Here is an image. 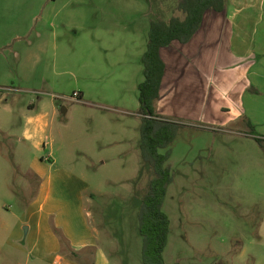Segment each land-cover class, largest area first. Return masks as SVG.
<instances>
[{"label": "rangeland", "instance_id": "rangeland-1", "mask_svg": "<svg viewBox=\"0 0 264 264\" xmlns=\"http://www.w3.org/2000/svg\"><path fill=\"white\" fill-rule=\"evenodd\" d=\"M176 1L0 0V88L14 89L25 109L40 97L53 100L59 120L83 131L91 127L87 118L93 106L118 111L108 118L116 129L124 128L127 149L128 139L131 145L141 141L145 12H169ZM28 29L24 40L14 37ZM32 33L45 36L50 45L33 74L25 70L26 78L14 51ZM75 93L88 105L72 101ZM179 123L176 139L163 151H172L167 166L174 178L164 205L171 220L166 264H264V148L257 142L264 138L253 137L247 124ZM15 132L18 136L20 129ZM82 137L81 149L86 146ZM17 140L0 144V203L20 216L37 190L36 179L24 176L34 156L47 157L49 149L28 151ZM144 163L133 151L108 165L83 162L93 166V190L115 194L95 195L87 202L89 221L113 264H144L143 238L131 214H137L133 199L143 198L155 177ZM88 257L78 260L90 264Z\"/></svg>", "mask_w": 264, "mask_h": 264}, {"label": "crops", "instance_id": "crops-1", "mask_svg": "<svg viewBox=\"0 0 264 264\" xmlns=\"http://www.w3.org/2000/svg\"><path fill=\"white\" fill-rule=\"evenodd\" d=\"M178 2L166 13L165 6L161 12H145L147 44L152 22L169 21ZM28 31L20 30L14 37L24 40ZM45 41V36L32 33L31 40L16 46L15 63L26 78V71L32 75L40 65L42 53L50 45ZM161 57L166 69L155 105L157 115L175 122L247 124L253 137L264 138V0H229L225 12L207 11L193 38L187 43L174 41L161 50ZM15 93L0 88V144L17 137V145L24 149L42 154L49 149V154L35 155L31 171L24 176L37 181L35 198L22 205L24 212L15 215L12 206L0 203V264H85L78 259L88 255L90 264H113L89 221L87 202L95 195L115 194L100 188L94 191L89 180L93 166L83 162L108 165L121 161L130 151L143 161L141 141L131 145L128 139L127 149L124 147V128L116 129L108 118L110 112H120L108 107L93 106L87 119L94 128L83 131L59 120L53 100L40 97L25 109ZM80 97L77 103L88 105L82 94ZM69 111L63 108L64 114ZM82 135L86 146L81 149ZM15 168L18 171L19 166ZM142 199H133L135 221ZM57 231L67 238L76 257L63 253Z\"/></svg>", "mask_w": 264, "mask_h": 264}, {"label": "trees", "instance_id": "trees-1", "mask_svg": "<svg viewBox=\"0 0 264 264\" xmlns=\"http://www.w3.org/2000/svg\"><path fill=\"white\" fill-rule=\"evenodd\" d=\"M229 0H179L175 15L169 21H154L149 33V44L143 58L145 81L139 86V101L144 118L141 126V153L143 161L154 171L149 190L141 201L138 214L139 234L143 238L142 258L144 264H166L164 253L169 244L171 220L164 211L168 190L174 181L167 162L172 151L167 150L183 126L155 111L161 95L166 65L161 50L174 41L189 42L201 28L207 11L223 13ZM151 114V118H149ZM264 148V140L257 139ZM63 253L76 257L67 238L59 231Z\"/></svg>", "mask_w": 264, "mask_h": 264}, {"label": "built area", "instance_id": "built-area-1", "mask_svg": "<svg viewBox=\"0 0 264 264\" xmlns=\"http://www.w3.org/2000/svg\"><path fill=\"white\" fill-rule=\"evenodd\" d=\"M74 102H81L80 93H75V95L71 98Z\"/></svg>", "mask_w": 264, "mask_h": 264}, {"label": "water", "instance_id": "water-1", "mask_svg": "<svg viewBox=\"0 0 264 264\" xmlns=\"http://www.w3.org/2000/svg\"><path fill=\"white\" fill-rule=\"evenodd\" d=\"M149 118H151V114H149Z\"/></svg>", "mask_w": 264, "mask_h": 264}]
</instances>
